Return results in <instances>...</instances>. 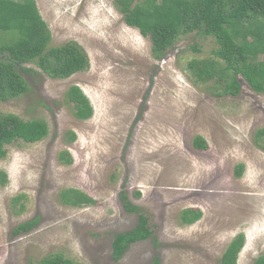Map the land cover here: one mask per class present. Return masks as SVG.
Wrapping results in <instances>:
<instances>
[{"label": "rangeland", "instance_id": "374dc122", "mask_svg": "<svg viewBox=\"0 0 264 264\" xmlns=\"http://www.w3.org/2000/svg\"><path fill=\"white\" fill-rule=\"evenodd\" d=\"M35 2L50 45L77 43L89 66L53 78L24 63L32 71H18L28 90L0 101V113L48 126L41 140H16L0 158V264H38L54 255L75 264H220L240 232L236 264H252L264 253V149L256 140L264 93L240 75L235 95L223 93L224 80H196L187 64L212 57L210 36L180 34L156 59L150 38L125 23L114 0ZM71 86L88 98V119L75 116ZM197 137L205 148L193 146ZM62 151L70 163L60 160ZM68 188L95 202L62 203ZM121 192L139 212L124 207ZM188 208L201 212L191 224L181 221ZM139 213L152 235L114 260V236L134 228ZM34 219L29 230L14 232Z\"/></svg>", "mask_w": 264, "mask_h": 264}, {"label": "trees", "instance_id": "16d2710c", "mask_svg": "<svg viewBox=\"0 0 264 264\" xmlns=\"http://www.w3.org/2000/svg\"><path fill=\"white\" fill-rule=\"evenodd\" d=\"M114 1L120 5L125 23L150 38L154 58L162 59L180 34L196 32L210 36L215 42L212 57L193 59L187 64L196 80H224L223 93L235 95L239 93L240 75L255 92L264 93V60H259L260 55H264V0ZM0 34V101L15 98L28 90L18 71H32L23 67L24 63L34 62L53 78H66L89 66L87 54L77 43L69 41L58 46L50 45V30L35 0H0ZM2 34L7 35V40L2 41ZM67 96L74 105L77 118L88 119L92 115V106L78 86H71ZM47 132L44 120H24L13 113H0V158L6 156V145L16 140L37 142ZM74 138L71 131L70 139ZM256 140L264 149V128L257 131ZM193 146L203 149L207 145L202 137H197ZM59 158L64 163L71 161L67 151H62ZM242 168V164L237 165L235 174L240 175ZM126 197L121 192L124 207L139 212V208L130 204ZM60 200L72 206L95 202L87 194L72 188L62 190ZM200 216L197 209H184L181 221L191 224ZM138 217L134 228L114 236L111 244L114 260H118L130 244L152 235L147 217L142 213ZM35 222L36 219L21 223L14 232L27 231ZM244 241V233H237L222 253L220 264H236ZM38 264L75 263L54 255L41 259ZM252 264H264V253Z\"/></svg>", "mask_w": 264, "mask_h": 264}]
</instances>
